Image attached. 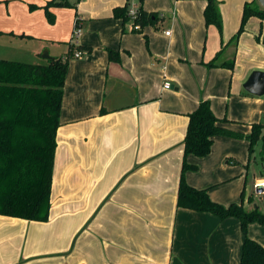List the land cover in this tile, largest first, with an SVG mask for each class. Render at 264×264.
<instances>
[{
  "label": "crops",
  "instance_id": "crops-1",
  "mask_svg": "<svg viewBox=\"0 0 264 264\" xmlns=\"http://www.w3.org/2000/svg\"><path fill=\"white\" fill-rule=\"evenodd\" d=\"M127 2L0 0V60L46 65L70 48H90L68 63L48 221L0 215V264H239V221L178 208L177 193L188 115L208 101L229 135L214 137L205 157L187 155L196 170L184 180L215 203H235L233 172L216 144L241 123L247 132L264 123V95L243 88L253 72L264 73L254 17L232 42L244 4L257 0H237L231 24L222 14L221 36L204 28L205 4L187 0H143L156 21L130 32L113 16ZM171 4L173 13L159 14ZM231 61L232 70L220 66ZM247 236L264 247V225L250 224Z\"/></svg>",
  "mask_w": 264,
  "mask_h": 264
},
{
  "label": "trees",
  "instance_id": "trees-1",
  "mask_svg": "<svg viewBox=\"0 0 264 264\" xmlns=\"http://www.w3.org/2000/svg\"><path fill=\"white\" fill-rule=\"evenodd\" d=\"M143 0H138L139 10L135 23L152 25L156 14L142 9ZM203 11L205 27L215 26L220 32L221 17L216 0H206ZM56 6H66L57 2ZM126 4L113 10L114 18L127 17ZM260 7V6H259ZM245 3L239 30L232 38L236 43L251 17L264 22V9ZM264 43V40H263ZM77 51L89 52L80 46ZM73 58L72 48L65 59H50L46 65L24 64L0 60V215L34 222H47L50 209V191L57 146L56 136L60 126L63 88L68 63ZM108 59L118 61L116 53L109 51ZM208 67L215 66L213 62ZM220 66L233 69V61ZM226 119L214 116L208 101H200L188 115V124L183 141L184 161L177 193V207L196 212L209 213L221 220L235 218L240 223L244 236L239 264H264V247L247 236L250 224L264 225V214L257 209L247 211L242 204L222 206L213 202L206 190H197L184 180L186 171L196 170L186 164L187 155L198 158L207 156L214 137L229 135L218 125ZM264 123L253 124L247 140L249 154L258 141L264 150ZM242 193V197H243Z\"/></svg>",
  "mask_w": 264,
  "mask_h": 264
},
{
  "label": "rangeland",
  "instance_id": "rangeland-1",
  "mask_svg": "<svg viewBox=\"0 0 264 264\" xmlns=\"http://www.w3.org/2000/svg\"><path fill=\"white\" fill-rule=\"evenodd\" d=\"M187 1L202 2L203 4H205V6L207 3L206 0H187ZM236 1L237 0H224L223 2H221L219 0H216L218 4L219 14L221 17V26H222V18H223L222 14H224L227 17L225 19H228V24H231V20L236 13V8H235ZM127 3H132V0H128ZM230 3H234L232 7ZM170 6H171V10L160 9L161 12H159V14H162L165 18H167L168 15L173 13L171 12L173 10V4H171ZM253 6L261 9L259 7L260 5L258 4V2L256 3L254 2ZM126 23L130 24L128 19ZM250 23L252 29L256 28L258 31H260L261 29L262 37L264 38V22L261 25V23L257 20V18L255 19L254 17V19L251 20ZM203 26L204 28H206L205 25ZM237 31L234 32L232 38L237 34ZM221 32L222 29L220 32L218 31L219 36H221ZM163 34L164 33H162V35ZM197 35L199 36L198 33ZM206 36L207 33L204 34L202 38L203 47L205 45L203 42L206 41L207 39ZM181 63L187 64L185 61H182ZM247 131H248L247 126H244L242 123L239 124L238 127L236 128V132H233V136L222 137L221 139H218L216 144V150H217V154L226 155V161L229 160L227 168L233 172L229 181V188L234 189L235 196H234V200L232 201L228 200L230 201L229 204L231 202H235L236 204L241 203L242 207L247 211L257 209L260 213L264 214V195H261L260 193H256V189H255V184H257L259 180L264 179V150H262L261 148V142L258 141L257 144L254 146L253 153L251 154L250 157V161L248 160L249 142L247 138L251 133V128L249 132ZM262 133H264V130L262 131ZM248 161H249V166L248 169H246ZM242 193H244L243 197H242Z\"/></svg>",
  "mask_w": 264,
  "mask_h": 264
},
{
  "label": "built area",
  "instance_id": "built-area-1",
  "mask_svg": "<svg viewBox=\"0 0 264 264\" xmlns=\"http://www.w3.org/2000/svg\"><path fill=\"white\" fill-rule=\"evenodd\" d=\"M138 10H139V4H138V1L137 0H132V3H128V7H127V17H128V20L130 22V32L132 31H138L140 30V26L138 24L135 23V19L137 17V14H138ZM76 30L74 31L75 33L78 32V29L77 27L75 28ZM165 36H169V32H165ZM82 53L81 51H75L73 53V58H79L82 56ZM163 89H169L170 88V83L169 82H164L163 86H162ZM256 188H260L261 189V192L260 194L261 195H264V179L262 180H259L257 182V184H255V189Z\"/></svg>",
  "mask_w": 264,
  "mask_h": 264
},
{
  "label": "water",
  "instance_id": "water-1",
  "mask_svg": "<svg viewBox=\"0 0 264 264\" xmlns=\"http://www.w3.org/2000/svg\"><path fill=\"white\" fill-rule=\"evenodd\" d=\"M260 7L264 9V0H257ZM45 59H49V56H44ZM243 88L251 95L254 96H263L264 95V73L261 72H253ZM261 189L256 188V193H260Z\"/></svg>",
  "mask_w": 264,
  "mask_h": 264
}]
</instances>
